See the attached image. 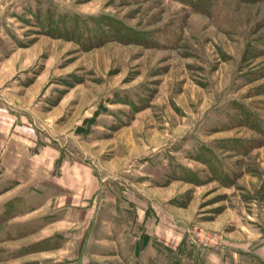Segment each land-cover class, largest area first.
<instances>
[{
	"label": "rangeland",
	"instance_id": "rangeland-1",
	"mask_svg": "<svg viewBox=\"0 0 264 264\" xmlns=\"http://www.w3.org/2000/svg\"><path fill=\"white\" fill-rule=\"evenodd\" d=\"M207 1L0 0V264H264V0Z\"/></svg>",
	"mask_w": 264,
	"mask_h": 264
},
{
	"label": "trees",
	"instance_id": "trees-1",
	"mask_svg": "<svg viewBox=\"0 0 264 264\" xmlns=\"http://www.w3.org/2000/svg\"><path fill=\"white\" fill-rule=\"evenodd\" d=\"M185 1L188 2V3H191L196 8H200L203 5L204 6H207L208 5V1L207 2H202V0H196V1H194V0H185Z\"/></svg>",
	"mask_w": 264,
	"mask_h": 264
},
{
	"label": "built area",
	"instance_id": "built-area-1",
	"mask_svg": "<svg viewBox=\"0 0 264 264\" xmlns=\"http://www.w3.org/2000/svg\"><path fill=\"white\" fill-rule=\"evenodd\" d=\"M204 234H205V233L202 232V235H201V236H203V238H204ZM205 236H207L206 239H207V241H209V242H207V241H205V240H202V243L204 242L206 245L210 244V245H212V246H216V245H217V241H216L214 238H211V237L208 236V235H205ZM200 239H202V238H200ZM214 240H215V241H214ZM200 241H201V240H200Z\"/></svg>",
	"mask_w": 264,
	"mask_h": 264
}]
</instances>
